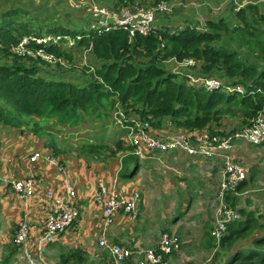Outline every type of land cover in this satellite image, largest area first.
<instances>
[{
  "label": "rangeland",
  "instance_id": "obj_1",
  "mask_svg": "<svg viewBox=\"0 0 264 264\" xmlns=\"http://www.w3.org/2000/svg\"><path fill=\"white\" fill-rule=\"evenodd\" d=\"M92 1L104 7L122 9L147 7L164 0ZM166 1L171 3L172 10L168 14L157 15L153 23L160 29L164 26L173 30L192 27L198 31H207L209 30L207 23L209 21L217 23L219 19H224L230 25L243 26L242 17L238 18L237 13L244 11L243 17L252 27L251 30L256 34L258 31H264L262 20L264 0ZM13 8L18 13L17 20L29 24L37 35L44 34L50 29L63 28L81 32L89 27L87 0H0V15L8 10L12 11ZM220 45L237 50L239 58L245 63L264 68V54L257 50L251 51L246 46L240 48L241 45L238 46L237 41H231L230 36H223L221 41L215 44ZM61 50L59 62L54 64L42 63L43 60L25 63L34 67L40 78L71 82L77 86H84L92 81L93 72L103 63L96 59L89 46H79L78 43L75 47L67 43L62 45ZM147 61L145 58L138 59L140 64ZM194 61L199 65L198 61ZM9 64L10 59L0 57V65ZM158 66L177 74L179 80H183V76L189 73L185 67L177 65L171 59L167 60V63H158ZM199 72L198 69L193 71L195 74ZM220 73L222 76L216 79L226 82L225 73L222 71ZM120 110L121 106L117 104L108 112V117L100 122L93 117H85L84 122L74 130L54 120L16 117V121L20 123L18 128L31 127L29 132L34 133V128H37L39 132L34 134H41L46 139L45 148L55 156L64 155L67 159L75 161H78L79 157L93 156L100 161L109 160L116 169H119L117 185L121 183L119 180H123L125 184L123 188H135L132 190L140 194L138 218L131 219L130 226L132 224L133 229H127L131 230L128 239L132 240V250L138 248L133 247L134 243L141 247L138 248L141 250L153 247L163 233H171L179 238L181 247L173 257L174 264H247L242 263L245 255L257 249H264V246L254 245V242L264 234L259 226L252 231L241 230L248 214L254 216L258 225L264 222V145L251 146L236 142L230 151L231 159L245 167L247 179L243 186L228 196L227 203L238 212L240 219L228 226L222 237H227V240L220 246V241L213 239L211 232L214 229V218L218 208L215 193L220 179L219 169L223 165L222 160L201 159L203 161L181 165L179 161H171L172 158H169L171 165L178 166V173L174 172L175 175L165 172L163 167L166 169L167 164H160L157 159L139 161L127 143L126 131L118 121L115 123V119L120 118L119 114H115ZM97 123L103 125L98 126ZM242 124L238 118L224 119L220 126L210 125V130L207 131L224 135L239 130ZM90 148L94 152H90ZM133 166L138 167L137 175L134 178L122 179L121 175L129 173ZM66 167L68 179L73 171L69 165ZM97 178L95 174L92 179L96 181ZM79 190L82 191V188L77 187L76 192ZM78 222L79 220H76L75 224ZM13 234L14 229H0V264H26L12 243ZM231 241L234 243L228 247ZM147 242L149 245H146ZM78 250L77 246L61 249L54 248V245L50 249L46 247V255L38 264H107L108 255L105 251L97 249L94 251L95 254L84 253V256L81 249ZM72 251H76V255L82 260L78 261L76 257H71ZM262 253L264 254V250ZM65 259L68 261L64 262Z\"/></svg>",
  "mask_w": 264,
  "mask_h": 264
},
{
  "label": "trees",
  "instance_id": "obj_2",
  "mask_svg": "<svg viewBox=\"0 0 264 264\" xmlns=\"http://www.w3.org/2000/svg\"><path fill=\"white\" fill-rule=\"evenodd\" d=\"M243 15L244 11L237 13L238 18L242 17L243 26L230 25L224 19L217 23L209 21L207 31L192 27L173 30L164 26L160 29L152 24V31L147 36L136 35L132 39L122 30H90L87 33L63 28L46 30L44 34L81 35L79 46H91L96 59L103 62L93 72L92 81L77 86L38 77L37 70L25 61L41 60L15 55L12 49L24 37L37 34L29 24L17 20L16 10L3 12L0 16V57L10 59L11 64L0 65V124L17 128L20 123L16 117H19L54 120L75 128L85 117H93L98 122L105 120L117 104L127 117L147 119L155 129L161 127L163 118H168L174 128L183 129L181 131L202 130L210 123L226 118L241 119L242 126L249 124L257 113H264V68L245 63L237 50L215 46L223 36H230L231 41L241 45L240 48L246 46L264 54V31L254 33ZM45 50L57 57L62 52L55 46ZM142 58L148 61L140 64L138 59ZM169 59L198 61L202 76L218 78L222 71L226 82L242 86L245 93L208 92L188 85L185 78L179 80L177 74L158 66ZM37 132L39 130L34 128V133ZM137 168L133 166L129 173L121 175L122 179L134 178ZM231 202L234 204L233 200ZM256 227L264 232V222L258 225L254 216L248 214L241 230L252 231ZM226 240L227 237L222 238L220 246ZM233 243L231 241L228 247ZM254 245L264 246V234ZM263 250L251 251L242 263L264 264ZM76 253L72 251L70 256L81 261Z\"/></svg>",
  "mask_w": 264,
  "mask_h": 264
},
{
  "label": "built area",
  "instance_id": "obj_3",
  "mask_svg": "<svg viewBox=\"0 0 264 264\" xmlns=\"http://www.w3.org/2000/svg\"><path fill=\"white\" fill-rule=\"evenodd\" d=\"M87 2L89 3V15L93 17L88 31L122 30L128 34L130 39L136 35L147 36L152 31V24L157 15L168 14L172 10V5L168 1H159L147 7L122 9L104 7L92 0H87ZM81 38V35L72 37L58 33L28 36L24 37L12 49V52L20 57L36 58L54 64L59 62V59L54 54L47 53L46 47L55 46L62 49V45L67 43L76 47ZM171 61L189 71L185 77L183 76L188 85L208 92L240 95L245 93V89L240 85L193 73L199 66L193 59L183 61L171 59ZM118 114L120 118L117 121L126 131L127 143L132 148V154L139 161L157 159L160 164H167L164 160L168 157H182L183 155L198 160H222L223 165L219 169L220 179L215 193L218 208L214 218V229L211 232L213 239L221 241L228 226L240 219L238 212L227 203L226 197L235 193L247 179L245 167L231 159L230 151L236 142L251 146L264 145V113H257L249 124L224 135L201 130L165 133V130L155 129L147 119L132 115L127 117L122 110L115 115ZM38 160L45 161L60 173L67 171L65 163L51 153L35 152L29 162L34 163ZM166 170L172 173L178 171L173 165L168 164ZM37 182L33 175H29L27 178L12 181L11 191L21 200L38 199ZM75 196L69 183H66L67 200L54 191L46 192L44 199L47 200L49 208L41 222L42 231L36 239L33 238L30 224L26 220L17 223L12 243L18 249L24 263H41L46 255V247L56 241L79 219L80 212L73 202ZM92 198L96 204L102 206V227L97 246L108 255L107 264H173L171 256L178 253L181 247L179 238L174 234L163 233L153 247L144 250L138 248L132 250L108 237L109 230L114 225L118 214H125L132 220L138 218L139 192L133 190L129 195L122 194L118 189L117 180L109 184L99 180L95 185ZM39 200L41 201L42 198Z\"/></svg>",
  "mask_w": 264,
  "mask_h": 264
},
{
  "label": "crops",
  "instance_id": "obj_4",
  "mask_svg": "<svg viewBox=\"0 0 264 264\" xmlns=\"http://www.w3.org/2000/svg\"><path fill=\"white\" fill-rule=\"evenodd\" d=\"M13 10H15V8H13ZM88 18L89 27L83 30L86 31V33L92 24L91 21H93V17L90 15ZM57 20L60 19L57 18ZM163 63H167V61ZM223 120L220 122H212L201 131L210 130V125L218 127L222 124ZM116 121L117 119H115V123ZM97 124L98 126L103 125V123ZM116 127L118 128L117 125ZM174 127L175 126L168 118H163L161 127L158 129L165 130V133L183 130ZM69 128L72 130L77 129V127ZM30 130L31 127L13 128L0 125V229L13 230L19 221L26 220L30 224L33 238L36 239L42 231L41 222L49 208L47 200L44 199L46 192L54 191L67 200L66 183H69L73 190H75L76 196L73 202L80 212L79 222L76 224L74 223L66 233L59 236L56 241L49 244L47 247L50 249L54 245V248L61 249L62 247L74 248L77 246L79 250L81 249L84 256L85 254H95L96 252L94 251L99 249L97 240L100 235V226L102 223V208L93 201V191L99 180H102L106 184L111 183L113 180H117L118 184L119 169H116L114 164L109 160L100 161L93 156L79 157L78 161H75L69 158L67 159V156L62 155L59 157L61 161H63L66 166L69 165V168L73 171L70 178L67 179V172L60 173L43 160L30 163L29 159L35 152H41L43 154L50 153L45 148L46 139L41 136V134L36 135L33 132H29ZM169 158H172L171 161H179L181 165L192 161H203L187 158L183 155L182 157H168L166 159L168 165H171V162L168 160ZM174 167L177 169L178 166ZM163 170L175 175V173L167 171L164 167ZM95 174H97L98 177L96 181L92 179ZM29 175H33L38 181L36 186L38 199H18L11 191V183L12 181L27 178ZM119 181H121V183L118 188L121 186L119 191L122 192V194L129 195L130 192L133 191L132 189H135L131 187L123 188L125 186L123 180ZM77 187L82 188V191L79 190L76 192ZM40 198H42L41 201L39 200ZM143 207H145V205H143ZM130 221L131 219L127 215L118 214L115 217L114 225L109 230L108 237L110 240L132 249V240L128 239V234H131V230L127 231L128 228L133 229L132 224L130 226ZM37 229L39 231H37ZM146 245H149V243L147 242ZM135 246L141 248L134 243L133 247L136 248ZM174 255H176V253H174L171 258L173 264Z\"/></svg>",
  "mask_w": 264,
  "mask_h": 264
},
{
  "label": "water",
  "instance_id": "obj_5",
  "mask_svg": "<svg viewBox=\"0 0 264 264\" xmlns=\"http://www.w3.org/2000/svg\"><path fill=\"white\" fill-rule=\"evenodd\" d=\"M109 23H112L111 21H108Z\"/></svg>",
  "mask_w": 264,
  "mask_h": 264
},
{
  "label": "clouds",
  "instance_id": "obj_6",
  "mask_svg": "<svg viewBox=\"0 0 264 264\" xmlns=\"http://www.w3.org/2000/svg\"><path fill=\"white\" fill-rule=\"evenodd\" d=\"M245 182V181H244Z\"/></svg>",
  "mask_w": 264,
  "mask_h": 264
}]
</instances>
